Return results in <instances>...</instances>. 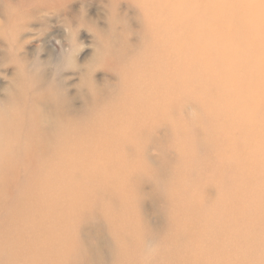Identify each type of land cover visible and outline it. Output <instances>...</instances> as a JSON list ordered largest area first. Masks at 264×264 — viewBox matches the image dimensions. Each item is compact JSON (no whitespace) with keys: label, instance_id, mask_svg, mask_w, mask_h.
<instances>
[{"label":"bare ground","instance_id":"6f19581e","mask_svg":"<svg viewBox=\"0 0 264 264\" xmlns=\"http://www.w3.org/2000/svg\"><path fill=\"white\" fill-rule=\"evenodd\" d=\"M135 1L148 30L142 50L122 63L120 95L73 116L58 91L40 93L24 75L18 100L4 104L0 264H105L95 242L84 245L76 226L94 211L112 214L105 198L120 200L121 210L131 213L141 196L131 180L140 182L155 166L144 150L157 123L173 131L178 155L169 157L162 146L156 167L169 179L168 185L157 180L156 192L172 208L190 207L188 214L171 213L176 229L170 240L187 252L152 254L148 226L134 215L108 219L115 257L124 261L139 251V264L150 254L151 264H239L240 256L243 264H264V101L250 106L264 85L258 69L264 67V0H199L190 10H180L182 0ZM11 10L16 19L19 10ZM163 23L165 41L158 38ZM252 25L256 30H248ZM191 100L198 103L193 114L185 111ZM20 167L25 174L16 178ZM174 186L177 195L168 193ZM209 187L217 190L212 198L204 192ZM30 225L40 233L6 240ZM40 241L49 245L40 248ZM198 241L206 244L191 246Z\"/></svg>","mask_w":264,"mask_h":264},{"label":"rangeland","instance_id":"374dc122","mask_svg":"<svg viewBox=\"0 0 264 264\" xmlns=\"http://www.w3.org/2000/svg\"><path fill=\"white\" fill-rule=\"evenodd\" d=\"M192 1L182 0L180 10L197 8L195 1L199 4L200 1L206 0ZM172 6L170 3L168 7L172 8ZM12 8L19 10L16 19L12 18ZM183 29L186 31L185 27ZM252 29L256 30L254 25L248 28V30ZM147 30L145 15L140 4L135 0H0V102L3 103L0 117L7 113L4 104L18 100L24 75L34 79L40 93L50 87L58 91L63 97L62 102L68 106L70 115H79L87 109L103 107L108 99L121 94L122 63L128 62L135 53L142 50ZM185 31H182V34L187 37ZM166 37L168 30H165L163 23L158 38L165 41ZM216 39L218 40L217 37L212 39V44L217 42ZM217 61L220 60L217 59L214 64L216 69H219L221 65ZM231 68L230 72L234 77L237 74L235 68ZM258 69L264 72V67ZM219 71L221 70H217L218 73ZM236 84L235 88L238 89ZM256 90L250 106L256 100L258 104L264 101V85H259ZM186 102L185 111L189 114L195 113L198 103L192 100ZM45 109L47 110V107L44 108L43 113L47 114ZM173 143L174 134L169 125L157 123L144 150L148 160L155 166L140 182L131 180V187L141 195L135 201L134 209L129 210L131 213L125 214L121 210L120 200L105 198V201L114 207L112 214L94 211L88 220L76 226L84 245L87 240L90 244L91 240L95 242L105 264H139L136 260L139 251H135L136 255L124 261L115 257L116 247L111 243L112 233L108 225V219L111 217L121 221L128 216L138 215L148 226V241L151 249L154 250V252L151 250L152 254L158 249H167L186 255L185 246L177 245L170 240L176 229L171 213L175 211L188 214L191 212L190 207L181 205L172 208L168 198L156 192L159 185L157 180L165 185L169 179L167 175L162 178L156 167L163 155L162 146L169 148V157L176 158L178 154L173 148ZM18 170L21 171L20 173L17 171L16 178H22L25 169L20 167ZM81 182L85 181L81 180ZM216 191L215 188L209 187L204 192L212 198L217 194ZM179 192L177 186L168 190L171 195H177L176 193ZM5 209L6 207L2 206L0 211L3 212ZM57 224L61 227L64 223ZM22 233L21 236L18 233L8 234L6 240L17 241L22 237L38 234L40 230L30 225ZM61 237L62 235L57 239ZM198 242H194L191 246L206 244V241ZM37 245L44 248L49 244L40 241ZM60 245L61 243H58V246ZM109 246L112 247L111 250ZM226 249L228 252L232 251L231 241L226 244ZM8 257L9 252L6 251L2 258L5 260ZM142 257L144 258V255ZM151 257V254L147 259L145 257L144 262L147 261L145 264L153 262ZM142 261L140 264H143ZM166 261L167 259H164V262ZM243 261V257L240 256V260L236 263L243 264ZM234 263V259L225 260V264ZM18 264H28V262L20 259Z\"/></svg>","mask_w":264,"mask_h":264}]
</instances>
